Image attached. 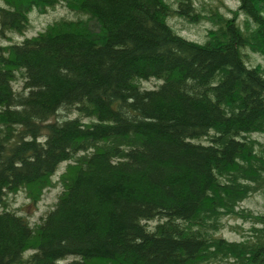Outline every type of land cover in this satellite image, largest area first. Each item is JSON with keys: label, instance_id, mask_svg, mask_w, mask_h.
Masks as SVG:
<instances>
[{"label": "trees", "instance_id": "trees-1", "mask_svg": "<svg viewBox=\"0 0 264 264\" xmlns=\"http://www.w3.org/2000/svg\"><path fill=\"white\" fill-rule=\"evenodd\" d=\"M59 4L92 23L12 38ZM0 37V264H264V213L239 207L264 192V0H0ZM62 162L29 221L9 194Z\"/></svg>", "mask_w": 264, "mask_h": 264}, {"label": "rangeland", "instance_id": "rangeland-1", "mask_svg": "<svg viewBox=\"0 0 264 264\" xmlns=\"http://www.w3.org/2000/svg\"><path fill=\"white\" fill-rule=\"evenodd\" d=\"M219 3V1H217ZM73 4V2H71ZM212 3V1L210 2ZM223 3L229 7H236L237 0H223ZM226 10V7L220 5ZM29 25L25 31L12 32L10 35L13 39H21L26 35H33L38 31L44 29L50 23H53L56 19H81L87 22H91L90 16L87 14L78 12L75 9L59 4L53 8H48L46 10H34L30 14ZM175 27L184 35L201 39L205 33L206 27L210 24L208 22H203L199 24H190L182 22L177 19L174 22ZM0 40L5 41V37H0ZM250 58L254 63L260 64L264 68V57L261 54L253 53L250 54ZM143 83L146 85H152L156 83L155 79L146 80ZM260 140L264 141V134H255ZM66 167L65 162H62L56 169L52 176L53 184L48 187L39 189L37 186H28L18 190L15 193H10L8 196L9 203L16 207L21 213H23L31 222L38 221L41 215H44L46 211L53 205L58 193L60 192L62 185L58 182L57 178L60 172ZM264 193V192H262ZM258 191L252 193L246 197L239 207H243L247 212H262L264 213V194ZM225 223L218 231L219 234L229 238V239H241L243 234L247 232L248 226L251 221L245 219L243 216H228L224 219ZM73 258V255H67L65 258L59 261V264H63L69 259ZM89 264H104L101 260H92ZM201 264H212L209 262H203Z\"/></svg>", "mask_w": 264, "mask_h": 264}]
</instances>
